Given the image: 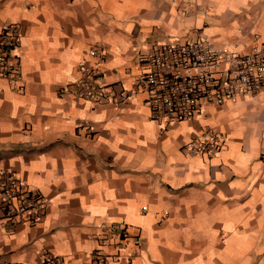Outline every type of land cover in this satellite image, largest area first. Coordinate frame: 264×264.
I'll list each match as a JSON object with an SVG mask.
<instances>
[{
    "label": "crops",
    "instance_id": "1",
    "mask_svg": "<svg viewBox=\"0 0 264 264\" xmlns=\"http://www.w3.org/2000/svg\"><path fill=\"white\" fill-rule=\"evenodd\" d=\"M11 24L0 170L45 209L10 229L0 209V264H43L44 252L64 264H264V90L161 125L135 92L152 46L264 42V0H0V32ZM90 69L109 98L72 94ZM208 128L222 148L191 156L183 145Z\"/></svg>",
    "mask_w": 264,
    "mask_h": 264
},
{
    "label": "built area",
    "instance_id": "2",
    "mask_svg": "<svg viewBox=\"0 0 264 264\" xmlns=\"http://www.w3.org/2000/svg\"><path fill=\"white\" fill-rule=\"evenodd\" d=\"M19 44L17 26L4 27L0 32V63L11 61L12 50ZM94 50L100 53L96 44ZM98 59L102 62L103 55ZM140 63L142 71L136 79L135 92L145 93L150 118L159 125L190 120L206 106L264 90V42L247 53L232 52L206 37L159 44L149 48ZM88 75L72 86V94L95 101L109 98V87L92 78L93 69L88 70ZM159 130L163 132L164 128ZM224 142L222 132L208 128L203 139L187 142L183 148L191 156L212 157ZM0 209L7 229L14 224L34 226L43 217L44 198L37 192H28L13 170L3 169L0 170ZM42 260L43 264H64L62 258L51 252H44ZM104 264L109 263L105 260Z\"/></svg>",
    "mask_w": 264,
    "mask_h": 264
},
{
    "label": "rangeland",
    "instance_id": "3",
    "mask_svg": "<svg viewBox=\"0 0 264 264\" xmlns=\"http://www.w3.org/2000/svg\"><path fill=\"white\" fill-rule=\"evenodd\" d=\"M223 42L229 44L231 41H233V38L229 39V40H226V39H221Z\"/></svg>",
    "mask_w": 264,
    "mask_h": 264
}]
</instances>
